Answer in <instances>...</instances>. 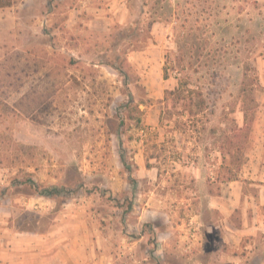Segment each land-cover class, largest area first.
Returning a JSON list of instances; mask_svg holds the SVG:
<instances>
[{"label":"rangeland","instance_id":"1","mask_svg":"<svg viewBox=\"0 0 264 264\" xmlns=\"http://www.w3.org/2000/svg\"><path fill=\"white\" fill-rule=\"evenodd\" d=\"M67 220L49 264H264V0L0 8V254Z\"/></svg>","mask_w":264,"mask_h":264},{"label":"crops","instance_id":"2","mask_svg":"<svg viewBox=\"0 0 264 264\" xmlns=\"http://www.w3.org/2000/svg\"><path fill=\"white\" fill-rule=\"evenodd\" d=\"M31 199L30 203L34 205L36 210L42 209L47 212L53 210L52 202H50L49 198L37 196ZM66 215L69 216L70 214ZM76 217L78 218V215H72V218ZM72 218L71 220L74 221ZM62 223L65 227L60 228L57 225L47 228L48 230L46 229L45 232L38 228L31 232L13 231V238L5 240L12 247L11 253L10 249L8 250L9 252H2L0 254V264H17V262L25 259L29 260L28 264H49V262H54L56 258H60L65 253L71 254L74 242H69V239L72 238L70 234L74 226L70 220L62 221ZM3 239L1 238L2 241ZM75 252L73 251L74 254L77 253Z\"/></svg>","mask_w":264,"mask_h":264},{"label":"trees","instance_id":"3","mask_svg":"<svg viewBox=\"0 0 264 264\" xmlns=\"http://www.w3.org/2000/svg\"><path fill=\"white\" fill-rule=\"evenodd\" d=\"M13 4V0H0V8L9 7ZM185 93L187 95H185ZM173 96H177L178 99H181L180 109L178 114L180 116H184L188 114L189 120L191 116L199 115L204 110L205 101L202 99L203 95L201 92H196L192 89H184V88H177L174 92L171 93ZM184 94V95H183ZM198 101H195L197 100ZM195 102V103H194ZM183 108H188L189 111L186 113V110ZM195 108V110L193 109ZM169 112V111H168ZM164 116L161 118V122H163ZM229 179L228 181H230Z\"/></svg>","mask_w":264,"mask_h":264}]
</instances>
